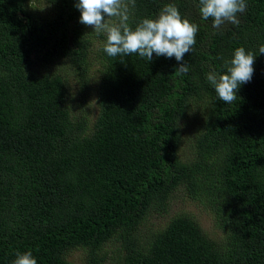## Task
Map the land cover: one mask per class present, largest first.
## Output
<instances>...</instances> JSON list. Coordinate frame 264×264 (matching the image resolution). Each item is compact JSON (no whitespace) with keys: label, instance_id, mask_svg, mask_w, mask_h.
<instances>
[{"label":"trees","instance_id":"trees-1","mask_svg":"<svg viewBox=\"0 0 264 264\" xmlns=\"http://www.w3.org/2000/svg\"><path fill=\"white\" fill-rule=\"evenodd\" d=\"M77 2L0 0V264L27 251L37 264H77L78 250L81 264H264V0H246L239 25L219 30L200 0H135L133 30L168 4L198 26L180 62L108 56L103 33L94 53L97 35L80 23ZM239 47L256 56L254 74L227 104L207 75L226 74ZM63 62L81 101L97 91L92 131L54 69ZM181 193L222 237L185 213L164 228L146 224Z\"/></svg>","mask_w":264,"mask_h":264},{"label":"clouds","instance_id":"clouds-1","mask_svg":"<svg viewBox=\"0 0 264 264\" xmlns=\"http://www.w3.org/2000/svg\"><path fill=\"white\" fill-rule=\"evenodd\" d=\"M129 5L134 7L135 0H78L75 7L81 13L80 23L91 26L97 34L106 35L104 51L108 56L138 54L152 61L155 53L158 57H175L180 62L192 51L198 26L182 18L174 4L162 8L156 19H143L134 30L128 24ZM200 5L202 18H212V26L217 30L226 22L239 25L237 14L247 9L246 0H200ZM261 53H264V44L259 46ZM255 58L252 52L239 47L226 62L230 65L226 74L210 72L207 75L220 100L227 104L236 100L240 86L253 77ZM188 70V64L181 63L176 72L186 74ZM12 264H37V260L31 251L18 252Z\"/></svg>","mask_w":264,"mask_h":264},{"label":"rangeland","instance_id":"rangeland-1","mask_svg":"<svg viewBox=\"0 0 264 264\" xmlns=\"http://www.w3.org/2000/svg\"><path fill=\"white\" fill-rule=\"evenodd\" d=\"M37 7V3H36ZM38 8L41 12L46 13L48 10V5L45 2H40ZM88 30L92 32L93 35H97L93 38V43L91 49L94 53H98L100 48L104 43V39H100L98 34L93 32L94 29L91 26H88ZM105 35V34H104ZM95 65L92 67L91 72L93 73V86H96L99 82L100 72H99V61H93ZM54 68V67H53ZM62 74L66 76L69 81L70 91L72 100L70 104L73 106L76 114L85 115L90 122V130L92 131V127L97 119L98 112H99V105L97 103V91L92 90L89 98L87 101H81L79 95V83L77 74L71 69L69 62L58 63L55 68ZM189 214L194 216V218L199 222L202 226L203 230L207 232L209 235L215 238H220L224 235V232L219 229V227L215 224V220L213 216L202 207L198 206L195 202L191 201L184 193L176 194L171 201L170 209L164 215H152L147 220L146 224H149L150 228L153 229H160L164 228L167 225V222L178 214ZM147 232V229H144V233ZM85 257V253L83 250L75 251L72 254V259L77 264H81L84 262L83 258Z\"/></svg>","mask_w":264,"mask_h":264}]
</instances>
